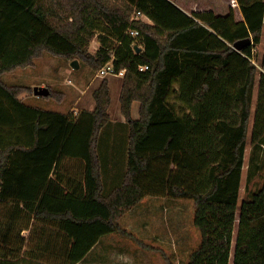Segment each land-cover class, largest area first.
Returning <instances> with one entry per match:
<instances>
[{
  "label": "trees",
  "instance_id": "1",
  "mask_svg": "<svg viewBox=\"0 0 264 264\" xmlns=\"http://www.w3.org/2000/svg\"><path fill=\"white\" fill-rule=\"evenodd\" d=\"M50 2L0 0V264H78L103 236L125 232L118 219L149 194L147 178L195 203L201 242L187 264H230L238 211L233 264H264V183L239 205L259 73L251 139L264 138V54L260 66L254 62L264 0ZM134 8L150 21L131 20ZM98 29L101 46L92 54L88 45ZM47 50L93 68L113 59L125 70L127 170L108 194L101 168L102 131L111 124L108 82L94 92L95 107L75 116L27 105L20 95L28 89L1 79ZM174 95L181 111L170 101Z\"/></svg>",
  "mask_w": 264,
  "mask_h": 264
},
{
  "label": "rangeland",
  "instance_id": "2",
  "mask_svg": "<svg viewBox=\"0 0 264 264\" xmlns=\"http://www.w3.org/2000/svg\"><path fill=\"white\" fill-rule=\"evenodd\" d=\"M63 1V0H61ZM103 5H123L125 0H100ZM51 4L50 0H47ZM59 3V2H58ZM59 6V5H58ZM131 13V20L133 13ZM58 13L64 21L71 22V18L64 14L60 8ZM238 17H241L238 12ZM101 29H107L101 25ZM102 31L96 30L95 36L89 41L88 51L95 54L101 46L100 35ZM255 63L260 66L264 54V32L263 40L256 47ZM78 60V67H73L72 61ZM100 68H93L81 58H73L58 55L52 51H44L40 56L34 58L33 64L21 66L4 72L1 79L12 86H23L27 88L20 95L21 100L33 107L48 109L51 111L68 113L77 116L82 110L93 109L96 105L94 92L101 86L103 81L108 82L111 102L109 111L115 118L120 104L121 86L124 77L107 76L99 74ZM260 73L257 75L253 94V105L249 123L248 144L243 167L242 183L239 205L245 198H250L264 183V138L262 142H252V131L255 119V111L259 93ZM35 86H45L50 89V96H37L34 94ZM179 88L178 85H176ZM171 103L181 111L184 105L174 95ZM136 102V101H135ZM139 102V101H137ZM140 103V102H139ZM117 115V114H116ZM128 126L115 124L108 125L102 131L101 156L103 163L115 164L117 168L123 169L127 164L126 130ZM110 132H118L115 137L113 148L107 155L109 149L105 142L110 138ZM106 148V149H105ZM104 149V154L102 153ZM147 178V177H146ZM147 184L146 195L138 206L128 208L120 215L118 223L124 231L114 232L103 237L89 252L83 261L78 264H187L190 254L201 242V232L194 225L195 203L190 198H175L167 194V187L153 186ZM164 191L162 195H154L155 191ZM125 214V215H124ZM239 216L234 228V236L231 250L230 264L234 261L235 245L239 230ZM8 264H40L28 259H20Z\"/></svg>",
  "mask_w": 264,
  "mask_h": 264
},
{
  "label": "crops",
  "instance_id": "3",
  "mask_svg": "<svg viewBox=\"0 0 264 264\" xmlns=\"http://www.w3.org/2000/svg\"><path fill=\"white\" fill-rule=\"evenodd\" d=\"M117 77H120V76H117ZM121 88H122V86H121ZM117 106H119L118 107L119 109L116 112L117 115L115 114V118L111 116V111H109L110 117H111V124L124 126L126 118H125V116L123 115V113L121 111V102ZM132 116L135 119H138L140 117V103L137 102V101L134 102V104H133ZM118 134H119L118 132H116V133L115 132H110L111 137L107 138L106 142H105L107 147H112L113 146V144L115 142V137H116V135L118 136ZM125 134H126V137H127L126 147L128 148V146H129V139H128L129 138V130L128 129L126 130ZM111 149H108V151H110ZM102 153L103 154L105 153L104 150L102 151ZM106 163L107 162L102 163V167L101 168H102V176H103V180H104V184H105L104 185L105 193L108 194L114 188H116L117 186L121 185V183L123 181V178H124V175H125L126 170H127V164H126V166L123 167V169H119V168L116 167L115 164H112V162L109 163V164H106ZM141 202H139V203H141ZM138 204L134 205L133 207L138 206ZM108 235H110V234H108ZM103 237H105V236H103Z\"/></svg>",
  "mask_w": 264,
  "mask_h": 264
},
{
  "label": "built area",
  "instance_id": "4",
  "mask_svg": "<svg viewBox=\"0 0 264 264\" xmlns=\"http://www.w3.org/2000/svg\"><path fill=\"white\" fill-rule=\"evenodd\" d=\"M133 18H136V19H143V20H147V21H150V18L145 15L141 10L139 9H136L133 13ZM129 34L131 35H134V36H137L139 35V31L136 30V29H129L128 31ZM149 66L148 65H142L140 68L142 70L144 69H147ZM99 74L102 76V77H107V76H120V77H123L125 75V70L122 69V70H117L115 65H114V62H113V59L108 61L105 65H103L100 70H99Z\"/></svg>",
  "mask_w": 264,
  "mask_h": 264
},
{
  "label": "water",
  "instance_id": "5",
  "mask_svg": "<svg viewBox=\"0 0 264 264\" xmlns=\"http://www.w3.org/2000/svg\"><path fill=\"white\" fill-rule=\"evenodd\" d=\"M250 42V39H247L246 41H237L235 44H234V47L236 49H241L246 43H249ZM138 50H140V47L137 46ZM72 65L73 67H78L79 63H78V60L75 59L72 61ZM34 94L37 95V96H47L50 94V89L48 87H45V86H35L34 87Z\"/></svg>",
  "mask_w": 264,
  "mask_h": 264
}]
</instances>
